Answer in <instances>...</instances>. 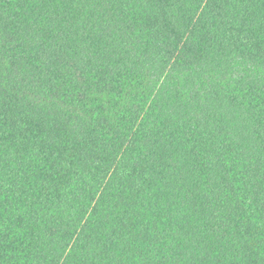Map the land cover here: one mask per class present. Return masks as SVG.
Returning a JSON list of instances; mask_svg holds the SVG:
<instances>
[{"label":"trees","instance_id":"trees-1","mask_svg":"<svg viewBox=\"0 0 264 264\" xmlns=\"http://www.w3.org/2000/svg\"><path fill=\"white\" fill-rule=\"evenodd\" d=\"M0 264H264V0H0Z\"/></svg>","mask_w":264,"mask_h":264}]
</instances>
